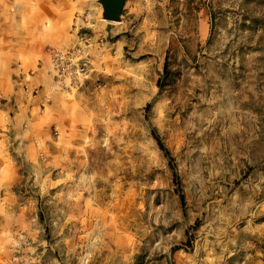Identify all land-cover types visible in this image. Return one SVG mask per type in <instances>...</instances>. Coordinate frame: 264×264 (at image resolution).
Here are the masks:
<instances>
[{
	"label": "rangeland",
	"instance_id": "obj_1",
	"mask_svg": "<svg viewBox=\"0 0 264 264\" xmlns=\"http://www.w3.org/2000/svg\"><path fill=\"white\" fill-rule=\"evenodd\" d=\"M0 264H264V0H0Z\"/></svg>",
	"mask_w": 264,
	"mask_h": 264
},
{
	"label": "water",
	"instance_id": "obj_2",
	"mask_svg": "<svg viewBox=\"0 0 264 264\" xmlns=\"http://www.w3.org/2000/svg\"><path fill=\"white\" fill-rule=\"evenodd\" d=\"M126 0H99L102 17L107 22H119Z\"/></svg>",
	"mask_w": 264,
	"mask_h": 264
},
{
	"label": "trees",
	"instance_id": "obj_3",
	"mask_svg": "<svg viewBox=\"0 0 264 264\" xmlns=\"http://www.w3.org/2000/svg\"><path fill=\"white\" fill-rule=\"evenodd\" d=\"M165 69H166V67H165ZM149 108H150V106L148 107V109ZM152 137H153L154 141L157 143L160 151L169 160L170 168L172 169L173 172H175L176 166H175L174 158H173L171 152L167 149L165 143L163 142V140L160 137V135H159L157 130L154 129L152 131ZM174 175H176V174H174ZM178 194H179V197H180L181 206H182V208H184L185 207V198H184V196L182 195V193H181V191L179 189H178Z\"/></svg>",
	"mask_w": 264,
	"mask_h": 264
},
{
	"label": "built area",
	"instance_id": "obj_4",
	"mask_svg": "<svg viewBox=\"0 0 264 264\" xmlns=\"http://www.w3.org/2000/svg\"><path fill=\"white\" fill-rule=\"evenodd\" d=\"M72 55H70V57H68V58L66 56H64V55H61L54 62V64H55L56 67L57 66H63V68H65L64 72H67V74L68 75L70 74V76H73L74 72H84L83 68L80 69V71H77L78 70L77 66L71 65L70 63L67 64V66L65 67L66 63L71 62V59L70 58H71Z\"/></svg>",
	"mask_w": 264,
	"mask_h": 264
}]
</instances>
